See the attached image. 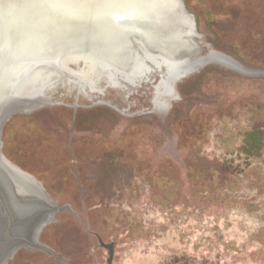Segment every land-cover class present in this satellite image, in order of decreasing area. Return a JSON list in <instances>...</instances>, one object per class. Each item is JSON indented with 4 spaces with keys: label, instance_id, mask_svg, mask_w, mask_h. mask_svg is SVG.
<instances>
[{
    "label": "rangeland",
    "instance_id": "rangeland-1",
    "mask_svg": "<svg viewBox=\"0 0 264 264\" xmlns=\"http://www.w3.org/2000/svg\"><path fill=\"white\" fill-rule=\"evenodd\" d=\"M181 1L191 39L189 18L160 31L147 13L81 52L115 62L139 30L149 43L159 34L163 59L141 49L128 72L70 63L37 83L32 62L51 55H36L10 74L0 152L58 211L39 232L44 249L7 264H264V0ZM75 16L54 15V50L64 26L94 25Z\"/></svg>",
    "mask_w": 264,
    "mask_h": 264
},
{
    "label": "water",
    "instance_id": "water-1",
    "mask_svg": "<svg viewBox=\"0 0 264 264\" xmlns=\"http://www.w3.org/2000/svg\"><path fill=\"white\" fill-rule=\"evenodd\" d=\"M172 1L176 4V15L172 10L168 9L163 12L158 21L160 31L170 27L183 28L182 20H184V18H189V27H184L182 31L184 41H187L191 39L192 36L197 35L195 21L192 18V15L186 11L181 0ZM69 8L68 12L58 11L57 9L60 8H55L56 10L53 11L51 10L49 13L50 23L46 22L47 12L42 11L44 22L34 26H32V21L29 23L28 20H26L30 15L28 10L14 19L9 18V14L5 16L4 21L6 23H13L18 28L16 32L20 35V44L26 42L25 44L32 45L34 51L37 53L50 52L51 54V59H48L50 60L49 63H47L46 59L42 57L36 58L32 62L31 67L42 71L39 73L38 77L36 76L37 83L41 78L45 77V74H50V77H54V75L57 74V71L67 68V65L70 63L83 64L86 68V72L79 71V73H96L101 66H111L117 71L128 72L124 66L125 62L129 60L130 54L139 53L141 49L152 57L163 59L160 49L158 48V43L161 39L159 34L153 43H149L136 35L128 37V53L122 55L117 61L112 62L109 60H100L95 65H91L89 61L81 55V52L94 49L91 47L93 36H89V34L91 35L92 31L97 27L96 22L98 21V13H88L77 8H72L76 9L72 11V9ZM55 14H60L62 16L74 14L79 21L89 18L94 20V25L87 28H84L83 25H67L70 26V32L76 35L72 38H70L71 36L67 38L64 35L66 32L59 30L60 32L58 31L57 34L60 37L62 36L63 45L59 48L60 50H54L52 42H50V37L53 36L49 35L48 29L49 24L53 22ZM25 23L27 24L24 27ZM103 23L108 24L109 21ZM65 27L66 26L63 28ZM96 47L95 50L97 49ZM183 48L190 49V46L188 48L187 44H184ZM41 74H43L42 77ZM27 85L25 86L27 87ZM7 167L13 169L15 174L20 176V180L12 176ZM24 180L32 181L27 175L9 163L0 152V264H7L8 260L20 248L44 249L38 243L39 232L51 219L52 215L58 211L57 207L51 206L44 196L40 194L39 188L35 193L25 185Z\"/></svg>",
    "mask_w": 264,
    "mask_h": 264
},
{
    "label": "bare ground",
    "instance_id": "bare-ground-1",
    "mask_svg": "<svg viewBox=\"0 0 264 264\" xmlns=\"http://www.w3.org/2000/svg\"><path fill=\"white\" fill-rule=\"evenodd\" d=\"M169 1L172 0H0V76L2 75L5 83L3 84L0 82V100L13 93L14 78H11L10 74L18 68L23 59L34 57L36 55H39L40 57L51 55L50 52H35L33 46L26 45V42L20 44L21 39L18 32H16V30H18L16 25L4 21L7 14H9V18L14 19L28 10L30 15L26 20H28L29 23L32 21V26H34L44 22L42 11L47 12L46 22L50 23L49 13L51 10H56L55 8H60L57 10L62 12H68L69 7L77 8L88 13L97 12L98 17L102 12H109L105 15V17H108L109 19L111 18L108 25L106 23H101L105 26H100V23L96 22L97 27L92 31L91 35L89 34V36H93V39H95L97 36L105 35L106 33L114 31L117 32L118 29L126 28V25L143 17L144 14L151 13L156 16H161L163 12H165V6H163V4ZM74 10L76 9H72V11ZM124 17H127V21L124 20V22L111 25L116 21H112V19H117L119 21V19ZM37 21L41 22L38 23ZM26 24L27 23L24 24V27ZM3 29L8 30V33L10 34L7 44H5V38L2 34ZM61 30L66 32L64 35L67 38L70 36V38H72L76 35L70 32V26H66ZM130 34V36L137 35L144 40L147 38V35H144L139 30L137 32L135 30ZM124 39L128 41L127 37ZM7 168L10 173H13L9 167ZM26 186L35 192L33 187L28 184H26Z\"/></svg>",
    "mask_w": 264,
    "mask_h": 264
}]
</instances>
